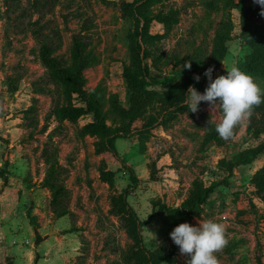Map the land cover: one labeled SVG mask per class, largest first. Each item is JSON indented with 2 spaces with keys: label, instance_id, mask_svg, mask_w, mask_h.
<instances>
[{
  "label": "rangeland",
  "instance_id": "rangeland-1",
  "mask_svg": "<svg viewBox=\"0 0 264 264\" xmlns=\"http://www.w3.org/2000/svg\"><path fill=\"white\" fill-rule=\"evenodd\" d=\"M132 1L0 0V150L24 158L34 168L37 181L44 176L45 157L62 167L60 180L68 190L70 212L67 228L61 227L58 234L71 232L78 238L73 247L81 255L75 257V264H126L125 258L136 245L124 226L118 196L131 181L112 156L97 151L99 138L81 131L93 121L92 113L76 121L56 118L57 106L85 103L74 93L69 99L52 81L40 53L42 46L48 45L52 57L70 66L73 46L84 45L80 55L89 63L82 71L84 90L95 92L109 127L122 126L130 117L121 119L112 104L126 109L131 104L123 72L129 64L134 22L123 4ZM241 2L246 7L260 6L256 0L156 2L150 15H169L173 21L164 26L155 19L150 24L152 37L143 41L150 74L170 83L189 70L184 64L190 61L200 77L195 88L203 93L205 82L209 83L204 73L216 60L227 28L231 39L225 42L229 48L225 64L229 68L231 60L238 59L235 65L244 70L239 63L250 49L238 38L240 11L236 3ZM262 13L264 7L257 15L264 23ZM254 74L260 86L264 78ZM159 99H154L142 121L158 113L162 107ZM218 119L217 112L210 115L187 109L166 126L154 128L143 144L136 134L114 141L119 156L139 179L127 201L143 222L144 241H163L167 252L175 251V261L163 264H186L190 257L181 255L170 238L175 226L167 210L160 208L180 206L199 180L214 192L208 195L202 213L192 216L189 223L195 226L202 218L226 224L230 242L217 254L220 264H264V193L256 194L251 179L264 166V149L251 166L228 169L226 163L240 150L264 143L261 113L254 110L250 123L238 127L229 141L215 131ZM110 171L112 184L106 179L109 175H104ZM47 193L48 198L42 195L45 218L53 219Z\"/></svg>",
  "mask_w": 264,
  "mask_h": 264
},
{
  "label": "trees",
  "instance_id": "trees-1",
  "mask_svg": "<svg viewBox=\"0 0 264 264\" xmlns=\"http://www.w3.org/2000/svg\"><path fill=\"white\" fill-rule=\"evenodd\" d=\"M160 1L162 0H133L123 4L125 13L133 17L134 29L129 35V64L124 67L123 72L130 92L131 104L128 109L115 102L112 104L115 113L121 116V119L130 117L129 121L122 123L120 127L111 128L106 124L101 110L102 105H100V100L95 98V92L94 94L87 93L84 90L82 71L89 64L87 63V58L80 55V50L85 47L84 45L77 43L73 46L74 60L70 66L62 65L58 59L52 57L51 49L48 45L42 46L40 53L41 61L48 69L52 81L62 87L69 99L71 94L74 93L85 103V106L70 105V103L57 106L54 110L56 118L59 121H76L81 115L87 112L92 113L94 116L93 121L86 124L81 131L98 137L99 141L96 143L97 151L110 155V157L112 156L115 160L114 162L120 164L129 173L131 183L118 196V205L121 206L120 212L125 221L124 226L127 234L136 245L135 249L125 258L126 264L132 262L136 264H163L175 261L174 249L167 252L163 241L160 244L156 243L157 241H155L156 244H148L144 241L140 231V226L143 225V222L127 201V196L136 188L139 179L132 166L119 156L114 145L117 137H128L133 134L138 135L140 143L143 144L154 128L166 126L178 113L188 109L182 105V102L186 98L189 86L196 87L197 80L194 77L198 75V71L194 68L175 78L170 83H164L150 74L149 64L146 60L147 52L143 45V41L152 37L149 34L150 24L155 19L164 26L173 21L169 19V15L157 17L150 15V10L154 4ZM236 4H239L240 11V33L238 38L250 49V52L243 59V68L247 72L259 74L264 78V23L257 20V15L264 6L260 5L255 8L246 7L243 2ZM221 39L223 42L220 46V51L216 60H213L210 66L214 67V70L219 67L227 52L225 42L231 39L230 28H227ZM81 46L82 48H80ZM154 86L166 87V89L160 91L154 89ZM262 89H264V86ZM157 98H162L159 99L162 107L157 114L148 116L147 120L142 121L147 116L145 115L146 110ZM254 110L261 113L260 122L264 125V103H261ZM263 149L264 143H261L255 147L240 150L230 161H226L228 159L225 160L224 158L223 160L226 163L228 162V169H232L233 166L239 164H249L263 152ZM44 161L46 167L40 187L50 192L49 204L52 212L55 216L60 217L70 212L67 207L68 190L60 180L63 174L62 167L55 162H51L48 157H45ZM104 175H109L106 179L112 184L113 180L110 175H113V173L110 171L104 173ZM251 179L252 185L256 189V194L264 193V166L257 170ZM211 191L212 187H205L202 181H196L187 198L180 206L168 207L164 205L160 209L164 208L167 210L175 227L180 223H189L192 216H198L202 213L204 210L203 204Z\"/></svg>",
  "mask_w": 264,
  "mask_h": 264
},
{
  "label": "crops",
  "instance_id": "crops-1",
  "mask_svg": "<svg viewBox=\"0 0 264 264\" xmlns=\"http://www.w3.org/2000/svg\"><path fill=\"white\" fill-rule=\"evenodd\" d=\"M228 51L229 48L222 60L224 64ZM237 60L232 59L229 68L236 66ZM222 62L213 71V80L219 75H226V64ZM241 64L242 62L239 63ZM207 86L208 83L205 82L204 91ZM263 86L264 81L260 85L261 89ZM198 110L210 115L215 112L203 101ZM253 163L239 164L235 168L251 166ZM254 172L253 169L251 174ZM42 179L43 176L36 180L34 168L28 166L24 158L12 152L3 154L0 150V264H75V257L81 255L73 247L78 241L77 237L71 236V232L60 236L58 234L61 227L67 228L69 213L53 219L45 218L42 195L45 194L47 198L49 195L45 188L40 187Z\"/></svg>",
  "mask_w": 264,
  "mask_h": 264
},
{
  "label": "clouds",
  "instance_id": "clouds-1",
  "mask_svg": "<svg viewBox=\"0 0 264 264\" xmlns=\"http://www.w3.org/2000/svg\"><path fill=\"white\" fill-rule=\"evenodd\" d=\"M256 2L264 6V0ZM191 66L190 61L184 64V68L189 70ZM225 67L226 75H219L214 80V67H209L204 73L209 81L204 93L190 85L182 105L196 113L200 103L207 102L211 111L219 114L215 131L221 139L229 141L234 138L238 127L250 123L254 109L264 103V89L252 75L239 67ZM194 79L199 81L200 77L195 76ZM170 238L179 247L181 255L190 257L186 264H220L217 254L230 242L225 223L202 218L195 226L188 222L180 223L171 231Z\"/></svg>",
  "mask_w": 264,
  "mask_h": 264
}]
</instances>
